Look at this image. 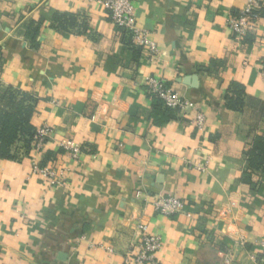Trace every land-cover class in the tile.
<instances>
[{"label": "crops", "instance_id": "crops-1", "mask_svg": "<svg viewBox=\"0 0 264 264\" xmlns=\"http://www.w3.org/2000/svg\"><path fill=\"white\" fill-rule=\"evenodd\" d=\"M244 4L134 0L137 25L160 52L151 60L100 3L0 0V95L37 98L32 125L52 129L42 152L0 159V264H134L140 221L162 240L159 264H259L264 174L253 172L256 188L244 174L264 137V8L257 34L239 38L228 20ZM63 15L76 16L74 26ZM150 77L197 104L204 128L155 112ZM234 84L245 94L240 110L227 104ZM64 140L83 146L79 160L59 148ZM34 161L69 169L67 186L50 188ZM159 195L187 214L156 212ZM232 204L230 219L217 217Z\"/></svg>", "mask_w": 264, "mask_h": 264}, {"label": "built area", "instance_id": "built-area-1", "mask_svg": "<svg viewBox=\"0 0 264 264\" xmlns=\"http://www.w3.org/2000/svg\"><path fill=\"white\" fill-rule=\"evenodd\" d=\"M87 4L100 3L108 12L111 22L116 28L125 30L131 37L132 43L139 48L146 49L151 60L156 59L160 52L157 45L152 40V35L138 27L134 0H84ZM264 8V0H245L244 7L238 16L231 17L228 20L229 30L239 38H245L249 35L257 34L259 21L261 20L262 10ZM145 87L148 95L153 100L161 101L164 106L170 110L176 111L182 117H192L194 125L202 130L204 128V116L199 111L197 104L187 100L179 92L174 91L167 86L164 81L150 77L146 80ZM52 135V129L43 126L36 130L33 138V147L36 152H42ZM59 148L69 154L73 160H79L83 154V146L72 140H64L60 142ZM208 162H204L195 166L198 171H206ZM33 173L44 178L50 188L66 187V175L69 169H61L56 171L51 168L42 167L38 161L32 163ZM145 195L142 192L136 194V199H142ZM152 205L156 212L164 216H178L187 214L186 205L181 200L171 197L159 195L153 198ZM219 210L217 217L228 220L232 216V208ZM137 230L140 234L139 241L134 246L133 251L128 254L130 261L134 264H159L157 254L162 248V240L159 236L149 232L148 225L144 222L137 224ZM231 233H233L231 231ZM263 252L259 264H264V243H262ZM229 264V260L226 262Z\"/></svg>", "mask_w": 264, "mask_h": 264}, {"label": "trees", "instance_id": "trees-1", "mask_svg": "<svg viewBox=\"0 0 264 264\" xmlns=\"http://www.w3.org/2000/svg\"><path fill=\"white\" fill-rule=\"evenodd\" d=\"M262 16V13H261ZM63 23L74 26L76 16L63 15L57 17ZM56 18V21L58 20ZM67 20V21H66ZM123 35L125 43L132 48L136 47L130 35L123 29L117 28ZM245 94L238 84H234L227 96L228 107L232 110H240L244 105ZM154 111L163 112L168 120H176L179 115L176 111L164 106L161 101L154 100ZM0 159L21 161L30 155L33 147V138L36 128L32 125L38 99L28 93L9 88L0 95ZM22 148H18L19 143ZM249 171L244 174V183L256 188L253 182V174H264V137H257L247 152ZM254 172V173H253Z\"/></svg>", "mask_w": 264, "mask_h": 264}]
</instances>
